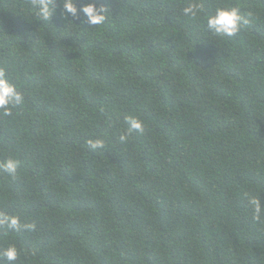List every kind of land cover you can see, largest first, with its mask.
I'll use <instances>...</instances> for the list:
<instances>
[{"label":"trees","instance_id":"1","mask_svg":"<svg viewBox=\"0 0 264 264\" xmlns=\"http://www.w3.org/2000/svg\"><path fill=\"white\" fill-rule=\"evenodd\" d=\"M189 2L111 0L91 28L0 0V66L25 95L0 116V160L22 162L0 173V212L36 224L0 229L15 264H264L245 198L264 207V0H202L251 13L223 38ZM125 116L146 127L121 143Z\"/></svg>","mask_w":264,"mask_h":264},{"label":"clouds","instance_id":"2","mask_svg":"<svg viewBox=\"0 0 264 264\" xmlns=\"http://www.w3.org/2000/svg\"><path fill=\"white\" fill-rule=\"evenodd\" d=\"M58 3L62 4L60 12L62 19H67L69 15L73 19H79L82 13L86 19L81 23H87L91 28L103 26L112 15L111 0H91V2L83 3L79 8L77 4L80 0H29V7L36 20L48 22L56 13ZM182 15L190 19L203 16L207 31L221 38L237 35L251 20V13L242 14L240 7L235 6L217 7L213 12L205 14L202 0H190L187 6L182 8ZM69 23L75 25L71 21ZM24 102V92L17 83L13 82L7 68L0 66V116L11 117L14 110L22 106ZM124 123L127 127L119 136L121 143L127 142L134 132L137 135L145 133V123L138 117L125 116ZM86 143L93 151L106 147V141L101 137L89 139ZM21 167L22 162L12 156L0 160V173L6 174L12 181L19 178ZM245 198L252 210L253 219L264 223V207L261 206L259 196L246 193ZM0 229H6L11 233L32 232L35 231L36 224L22 222L18 215L0 212ZM23 251L15 243L0 247V264H3L5 259L15 264Z\"/></svg>","mask_w":264,"mask_h":264},{"label":"bare ground","instance_id":"3","mask_svg":"<svg viewBox=\"0 0 264 264\" xmlns=\"http://www.w3.org/2000/svg\"><path fill=\"white\" fill-rule=\"evenodd\" d=\"M244 139V138H243ZM239 144V143H238Z\"/></svg>","mask_w":264,"mask_h":264}]
</instances>
